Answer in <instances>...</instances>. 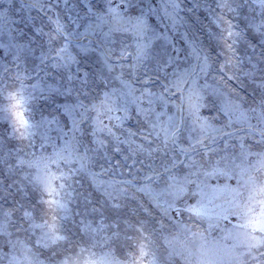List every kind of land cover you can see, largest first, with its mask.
I'll list each match as a JSON object with an SVG mask.
<instances>
[{
    "label": "rangeland",
    "instance_id": "rangeland-1",
    "mask_svg": "<svg viewBox=\"0 0 264 264\" xmlns=\"http://www.w3.org/2000/svg\"><path fill=\"white\" fill-rule=\"evenodd\" d=\"M0 264H264V0H0Z\"/></svg>",
    "mask_w": 264,
    "mask_h": 264
},
{
    "label": "bare ground",
    "instance_id": "bare-ground-1",
    "mask_svg": "<svg viewBox=\"0 0 264 264\" xmlns=\"http://www.w3.org/2000/svg\"><path fill=\"white\" fill-rule=\"evenodd\" d=\"M220 200L221 199L218 197L216 199V201H212V203L216 204L217 202H220ZM189 207H188L189 209L192 208V210H194L195 212L201 213V214H204V215L221 214V212L223 211V208L222 207H219L218 211L213 212L211 210V205H209L208 203H205V204H202V205H199V206H194V207L189 206ZM237 207H239V206H237ZM234 218H235V216L233 215V213L228 216V220L230 221V224H233V225H236L237 226L240 223H238L237 221H235ZM257 224L263 225V219L262 220L261 219H258Z\"/></svg>",
    "mask_w": 264,
    "mask_h": 264
}]
</instances>
